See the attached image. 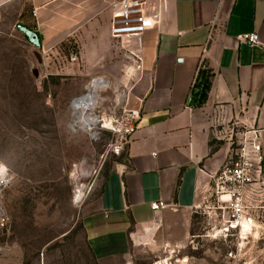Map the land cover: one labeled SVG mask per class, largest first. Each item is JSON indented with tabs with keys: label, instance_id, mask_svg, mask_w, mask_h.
<instances>
[{
	"label": "crops",
	"instance_id": "crops-1",
	"mask_svg": "<svg viewBox=\"0 0 264 264\" xmlns=\"http://www.w3.org/2000/svg\"><path fill=\"white\" fill-rule=\"evenodd\" d=\"M116 1L0 0V14L14 19L7 31L27 41L17 26L34 30L43 59L70 40L77 57L98 61L102 52L135 76L124 161L101 179L93 208L81 209L97 264H132L136 248L184 245L189 213L209 202L211 176L228 155L227 144H211L217 124L257 130L264 192V50L237 38L255 32L264 41V0H165L158 25L128 40L110 36ZM152 202L165 206L153 211Z\"/></svg>",
	"mask_w": 264,
	"mask_h": 264
},
{
	"label": "rangeland",
	"instance_id": "rangeland-1",
	"mask_svg": "<svg viewBox=\"0 0 264 264\" xmlns=\"http://www.w3.org/2000/svg\"><path fill=\"white\" fill-rule=\"evenodd\" d=\"M13 20L7 10L0 14V165L7 169L0 193L6 216V227H0V264H97L85 241L81 209L96 199L101 179L124 161L122 137L135 76L120 72L102 52L98 61L90 55L70 62V53H79L70 40L43 59L19 32L7 31ZM93 83L101 87L90 89ZM82 109L108 119L110 126L80 127L73 113ZM243 130L217 124L211 128V144H227L228 157ZM82 165L89 174L73 181ZM76 188L83 193L77 206L72 203ZM244 205V217L252 222L247 231L241 230L242 220L230 223L226 204L218 206L210 197L189 213L183 246L166 253L136 248L132 264H153L160 253L188 257L189 264H264L259 182L246 187Z\"/></svg>",
	"mask_w": 264,
	"mask_h": 264
},
{
	"label": "built area",
	"instance_id": "built-area-1",
	"mask_svg": "<svg viewBox=\"0 0 264 264\" xmlns=\"http://www.w3.org/2000/svg\"><path fill=\"white\" fill-rule=\"evenodd\" d=\"M156 1L155 6L154 2ZM165 0H118L113 3V13L110 19V36L113 39L128 40L131 38H139L143 33L154 29L160 19L161 9ZM158 3V4H157ZM238 40L251 46H257L264 50V41L258 34L243 33L239 35ZM78 59L75 52H71L69 56L70 62ZM136 69L140 68V59L133 55ZM74 101V100H73ZM99 120V127L108 128L111 121L104 119L101 115L94 114ZM135 112L128 114L129 125L125 129V135L122 137L123 144L126 145L130 135L134 131L133 118L136 117ZM107 123L104 127L103 123ZM74 123H78L74 119ZM96 126V125H95ZM93 126L92 128H94ZM91 128V129H92ZM261 147L258 140L257 130H243L237 134L236 147L233 152L226 157L221 167L211 176V185L209 188L210 197H214L216 203L226 204V208L230 211V223L234 226L240 223L241 217L245 216L244 197L246 187L256 183H260L261 175ZM3 169L0 174V193L1 187L5 183L7 169L0 165ZM82 190L76 188L72 195V203L77 206L82 200ZM162 202L150 203L153 211L164 208ZM0 227H6V216L0 209ZM40 264H44L41 262ZM153 264H189V258L185 256H164L154 260Z\"/></svg>",
	"mask_w": 264,
	"mask_h": 264
},
{
	"label": "bare ground",
	"instance_id": "bare-ground-1",
	"mask_svg": "<svg viewBox=\"0 0 264 264\" xmlns=\"http://www.w3.org/2000/svg\"><path fill=\"white\" fill-rule=\"evenodd\" d=\"M100 87H101L100 83H93L90 86V89L97 90ZM90 105L92 106V103ZM87 112L88 111H85L84 109H82V110H78V111L73 113V117H74L75 121L79 123V126L83 128V127H86L88 124H91L92 127L97 125V123L99 124L98 118L95 115L91 114L92 112L91 113H87ZM103 124H104V127H106L107 123L105 122ZM108 124L110 125V123H108ZM88 174H89L88 169H85L84 166L82 165V167L80 169V173H78L77 175L76 174L72 175V180L76 181L77 179H79V175L80 176H85V175H88ZM250 224H252V222L250 220H245V219L242 220V222L240 223L241 230L243 232L247 231L250 228Z\"/></svg>",
	"mask_w": 264,
	"mask_h": 264
},
{
	"label": "water",
	"instance_id": "water-1",
	"mask_svg": "<svg viewBox=\"0 0 264 264\" xmlns=\"http://www.w3.org/2000/svg\"><path fill=\"white\" fill-rule=\"evenodd\" d=\"M17 28L19 29V31H21L25 35V37L27 38V41L32 46H34L36 48H39V46H40L39 45V38H38V36H37V34H36V32L34 30L28 29V28H26L24 26H21V25H18ZM241 218H242V220H244V219L245 220H249V219H247L245 217H241Z\"/></svg>",
	"mask_w": 264,
	"mask_h": 264
},
{
	"label": "snow or ice",
	"instance_id": "snow-or-ice-1",
	"mask_svg": "<svg viewBox=\"0 0 264 264\" xmlns=\"http://www.w3.org/2000/svg\"><path fill=\"white\" fill-rule=\"evenodd\" d=\"M2 172H3V169H0V174H2Z\"/></svg>",
	"mask_w": 264,
	"mask_h": 264
},
{
	"label": "trees",
	"instance_id": "trees-1",
	"mask_svg": "<svg viewBox=\"0 0 264 264\" xmlns=\"http://www.w3.org/2000/svg\"><path fill=\"white\" fill-rule=\"evenodd\" d=\"M126 150V149H125Z\"/></svg>",
	"mask_w": 264,
	"mask_h": 264
}]
</instances>
